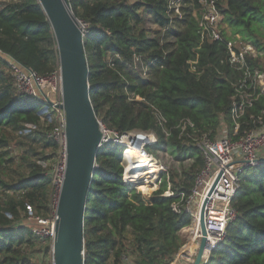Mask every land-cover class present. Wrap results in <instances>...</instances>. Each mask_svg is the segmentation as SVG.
<instances>
[{"label": "trees", "instance_id": "obj_1", "mask_svg": "<svg viewBox=\"0 0 264 264\" xmlns=\"http://www.w3.org/2000/svg\"><path fill=\"white\" fill-rule=\"evenodd\" d=\"M167 2L69 0L85 24L96 118L118 136L153 133L157 146L146 151L168 166L145 197L123 181L122 148L111 141L99 147L85 205L84 264H171L183 247L180 231L191 224L186 202L204 166L195 142L215 139L222 125L229 133L233 129L231 98L240 73L229 64L224 44L201 41L198 0L182 1L181 18L167 14ZM207 3L220 15L223 38L239 35L261 53L252 66L264 73V0ZM6 57L39 78L58 70L54 39L37 0H0V150L10 143L19 150L0 153V264H40L51 258V236L24 222L51 215L57 144L49 134L56 120L47 102L17 91ZM137 57L154 61L147 78L134 69ZM250 116L264 121V94L241 118L238 133L255 128ZM146 160H138L131 179L143 192L153 176L152 170L140 173ZM230 205L235 216L208 264H264V160L243 169Z\"/></svg>", "mask_w": 264, "mask_h": 264}, {"label": "built area", "instance_id": "obj_2", "mask_svg": "<svg viewBox=\"0 0 264 264\" xmlns=\"http://www.w3.org/2000/svg\"><path fill=\"white\" fill-rule=\"evenodd\" d=\"M182 1L168 0L167 14L181 18V9L186 5ZM198 4L200 5L198 25L201 41L208 38L224 44L228 53L229 64L240 73V77L234 84L235 93L231 98L230 117L233 124L231 133H229L227 126L222 125L215 139L204 136L195 142V145L202 152L204 166L196 175L191 194L186 202V210L191 214L190 225L192 226V237L195 244L192 250L186 248L176 256V258L183 259L184 264H192L195 257V248L198 246L200 239L199 211L204 202L206 243L199 264H208L211 253L220 246L225 238L226 227L235 216L230 204L237 194L239 176L243 169L255 167L264 160V121L262 118L258 117L254 121L253 117L250 116L249 119L256 124L255 128L238 133L241 118L264 94V73L252 66V62L257 60L261 53L257 52L249 41L243 40L239 35L229 39L223 38L218 12L211 4L207 3V0H198ZM193 14H196L195 11H193ZM80 23L84 31L85 24ZM6 59L12 70V77L17 91L40 101L46 102L45 99L47 98L51 103L49 109L54 113L56 120V126L49 134L57 144L56 162L50 172L54 195L50 218L44 220L45 235L51 236L56 202L65 169L64 113L56 107L60 103L59 72L57 70L47 78H39L34 72L10 57H6ZM133 63L136 73L142 78H147L150 66L154 65V61L143 63L139 57L134 58ZM194 63L190 62L191 65ZM192 70L194 69L192 68ZM47 80L53 81L51 93L54 96L58 92L59 97L57 99L49 97L43 92L42 88ZM185 123L188 122L181 125V130L185 128ZM188 125L192 127V124L189 123ZM103 133L105 135L104 143L111 141L122 148L121 165L125 183L131 186L135 185L131 179L139 171L138 163L140 162L136 159L141 157H145L148 162L147 165L150 164L152 167L142 168L145 172L140 170V173L152 170L153 176L152 173L149 175L155 179L159 178L161 174H168V166L146 151L148 147L157 146L156 137L153 133L126 132L118 136L105 128H103ZM134 135L138 136L140 140H136ZM128 149L133 150L135 158H131L130 154H126ZM168 195L170 196L172 193L168 192ZM173 210L176 211L175 206H173ZM37 221L42 222V220Z\"/></svg>", "mask_w": 264, "mask_h": 264}, {"label": "water", "instance_id": "obj_3", "mask_svg": "<svg viewBox=\"0 0 264 264\" xmlns=\"http://www.w3.org/2000/svg\"><path fill=\"white\" fill-rule=\"evenodd\" d=\"M52 33L64 113L65 169L55 207L51 234L52 264H84L85 205L104 143L103 125L96 118L88 84L89 68L83 46V29L69 0H37ZM48 104L50 101L45 99ZM204 204L199 211L200 239L192 264H199L206 243Z\"/></svg>", "mask_w": 264, "mask_h": 264}, {"label": "rangeland", "instance_id": "obj_4", "mask_svg": "<svg viewBox=\"0 0 264 264\" xmlns=\"http://www.w3.org/2000/svg\"><path fill=\"white\" fill-rule=\"evenodd\" d=\"M134 1V0H132ZM222 28H224V26L221 25ZM263 33H264V29H260ZM226 31L228 34H230V29L229 28H226ZM53 87V81H50V80H47L46 83L44 84V87L42 88L43 92L46 94V95H49V97H54L55 99H57V97H59V93L57 92L54 96L53 94L51 93V89ZM135 138V137H134ZM136 140H140V138H135ZM14 143H10V146H8L7 148L5 149H2L0 150V153H3V152H8V154H17L19 153V150L13 145ZM126 153H128V150L126 151ZM8 155V156H11V155ZM129 154V153H128ZM157 156H160V157H163L164 155L162 153H157ZM4 158L6 159L7 156H4ZM144 157H141L139 158L138 160L140 159H143ZM137 160V161H138ZM167 162V161H166ZM167 163H169V165H172V161H168ZM145 172V171H144ZM130 175V174H129ZM131 176V175H130ZM149 179H152V181H149V182H152L150 185L148 183V187L150 188V190H148L147 192H143L139 189L140 185H135L134 186H131L130 184H127L128 186L132 187V188H135L137 190V192H139L141 195L147 197L151 194V192H153L154 190L157 189L158 185H157V181L158 178H152V177H148ZM5 179H8L7 176L5 177ZM143 185V184H141ZM26 225H29V226H32L34 228V230L36 232H38L39 234H44L46 233L45 229L43 230H40L41 227H39V225H45V222L42 221V222H39V221H36V219H33L32 217L31 218H28L25 222H24ZM192 228L191 225H189V227H186L182 233V236H181V239L183 241V247L182 249L180 250V252L177 254L179 255L183 250H185L187 248V246L189 245L188 244V241H187V237L189 235V232H190V229ZM184 260L181 259V258H174L173 262L172 263H175V264H183ZM40 264H52V259L51 258H45L43 261L39 262ZM171 263V264H172Z\"/></svg>", "mask_w": 264, "mask_h": 264}, {"label": "crops", "instance_id": "obj_5", "mask_svg": "<svg viewBox=\"0 0 264 264\" xmlns=\"http://www.w3.org/2000/svg\"><path fill=\"white\" fill-rule=\"evenodd\" d=\"M185 229V228H184ZM184 229H182L181 231H180V235L182 236V233H183V231H184ZM182 232V233H181ZM187 241H188V246H187V248H190L191 250L193 249V246H194V244H195V240H194V238L192 237V230L190 229V232H189V235H188V237H187ZM172 264H175V263H172ZM184 264V263H183Z\"/></svg>", "mask_w": 264, "mask_h": 264}, {"label": "bare ground", "instance_id": "obj_6", "mask_svg": "<svg viewBox=\"0 0 264 264\" xmlns=\"http://www.w3.org/2000/svg\"><path fill=\"white\" fill-rule=\"evenodd\" d=\"M127 154H128V153H127ZM130 157H131V158H135V156H134V154H133V153H132V154H130ZM144 158H145V157H144ZM147 164H148V162H147ZM148 167H152V165H150V164H149V165H148ZM142 173H143V172H142ZM128 174H129V173H128ZM139 174H140V173H139ZM193 248H194V246H193Z\"/></svg>", "mask_w": 264, "mask_h": 264}]
</instances>
